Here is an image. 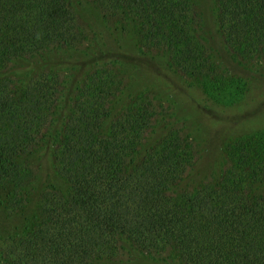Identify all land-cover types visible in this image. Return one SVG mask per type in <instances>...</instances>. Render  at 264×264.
Here are the masks:
<instances>
[{
    "label": "trees",
    "instance_id": "16d2710c",
    "mask_svg": "<svg viewBox=\"0 0 264 264\" xmlns=\"http://www.w3.org/2000/svg\"><path fill=\"white\" fill-rule=\"evenodd\" d=\"M202 1L0 0V228L16 232L0 231V264H264V130L191 185L198 148L174 127L149 145L161 112L147 93L112 115L125 78L86 20L94 8L123 34L133 25L142 51L219 96L241 78L224 60L264 62V0H212L219 53ZM60 50L20 87L21 61ZM68 64L73 90L54 69Z\"/></svg>",
    "mask_w": 264,
    "mask_h": 264
},
{
    "label": "rangeland",
    "instance_id": "374dc122",
    "mask_svg": "<svg viewBox=\"0 0 264 264\" xmlns=\"http://www.w3.org/2000/svg\"><path fill=\"white\" fill-rule=\"evenodd\" d=\"M202 6L206 16L205 26L208 29V21L213 9L212 0H203ZM84 8L88 9L87 6ZM88 11L86 20L94 25L93 31L97 33L95 35L99 47L96 50L100 48L106 53L114 54L106 55L111 57H107V61L109 59V65L118 66L125 78V87L113 103L112 115L116 116L127 109L133 97L147 93L161 112L158 131L149 137V145L159 141L171 127H174L181 128V131H184L198 148V161H196L198 169L191 185L196 186L200 181L209 179L211 174L217 177L223 163L220 157L223 155L224 145L237 138L264 130V62L259 63L255 60L248 65L236 63V59L231 60L232 62L224 60L226 69H230L232 74L241 78L233 83L232 93L229 92L230 89H226L217 96L205 90L202 81L192 82L176 71L177 69L175 71L168 69L167 59L164 57H156L142 51L143 49L137 45L138 29L133 25H131L133 28L130 27L133 32L124 35L118 25L102 20L97 10L93 8V11L91 9ZM83 18L85 19V16ZM99 24L101 26H98ZM119 25L122 27L125 24ZM207 33L215 47L214 53L221 52L223 47H220L214 30L208 29ZM72 53L76 57L82 55L74 51ZM63 56H67L66 51L60 50L49 52L33 60L21 61L20 66L15 69L19 73L17 77L21 78L20 87L25 88L27 82L33 79V75H30L32 70L43 66L44 63L52 65L60 61ZM165 57L168 58L166 55ZM54 69L64 73L66 89L73 90L80 85L78 81L80 78L75 77L79 66L59 65L54 66ZM64 98H61L60 107L64 103ZM110 121L109 119L106 122V126ZM33 159L35 162L41 161V157L34 156ZM51 178V184L55 188L67 190L66 183L59 173L52 174ZM46 184L47 182L43 184L41 182V189ZM259 189L264 190V184ZM2 211L0 207L1 219L4 216ZM0 231L16 233L14 228H0Z\"/></svg>",
    "mask_w": 264,
    "mask_h": 264
}]
</instances>
